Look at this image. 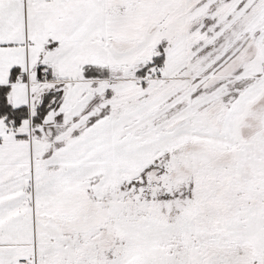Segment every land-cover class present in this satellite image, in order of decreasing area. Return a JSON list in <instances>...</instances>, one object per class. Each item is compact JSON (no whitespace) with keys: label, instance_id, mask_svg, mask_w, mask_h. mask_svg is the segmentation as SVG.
<instances>
[{"label":"snow or ice","instance_id":"snow-or-ice-1","mask_svg":"<svg viewBox=\"0 0 264 264\" xmlns=\"http://www.w3.org/2000/svg\"><path fill=\"white\" fill-rule=\"evenodd\" d=\"M0 264H264V0H0Z\"/></svg>","mask_w":264,"mask_h":264}]
</instances>
